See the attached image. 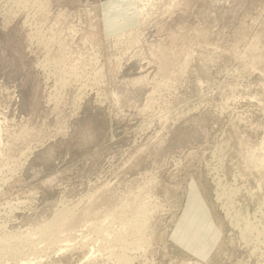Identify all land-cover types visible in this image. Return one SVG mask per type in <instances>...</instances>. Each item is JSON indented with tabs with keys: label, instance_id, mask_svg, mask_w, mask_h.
I'll use <instances>...</instances> for the list:
<instances>
[{
	"label": "rangeland",
	"instance_id": "1",
	"mask_svg": "<svg viewBox=\"0 0 264 264\" xmlns=\"http://www.w3.org/2000/svg\"><path fill=\"white\" fill-rule=\"evenodd\" d=\"M0 140V264H264V0H0Z\"/></svg>",
	"mask_w": 264,
	"mask_h": 264
},
{
	"label": "bare ground",
	"instance_id": "2",
	"mask_svg": "<svg viewBox=\"0 0 264 264\" xmlns=\"http://www.w3.org/2000/svg\"><path fill=\"white\" fill-rule=\"evenodd\" d=\"M20 5V4H19ZM25 8V7H24ZM19 11H20V9H19ZM139 14H142V9H140V11H139ZM134 54V53H133ZM135 56V55H134ZM130 60V59H129ZM42 66H44V65H42ZM148 66V65H147ZM146 66V67H147ZM142 68V67H141ZM140 78H138V80H139ZM141 79H142V77H141ZM140 79V80H141ZM132 82V81H131ZM135 82V81H134ZM136 83V82H135ZM1 141V140H0ZM1 143V142H0ZM24 152V151H23ZM22 153V152H21ZM11 170V169H10ZM218 197V196H217ZM220 197V196H219ZM62 218V217H61ZM230 218V217H229ZM231 219V218H230ZM20 234V233H19ZM22 235V234H21ZM24 235V234H23ZM18 237V236H17ZM93 255V254H92ZM91 256V255H90ZM118 257H121L123 260L122 261H125L126 260V258L127 257H125V256H123V255H118ZM117 258V257H116ZM128 259V258H127ZM115 264V263H114ZM117 264V263H116ZM130 264V263H129Z\"/></svg>",
	"mask_w": 264,
	"mask_h": 264
}]
</instances>
